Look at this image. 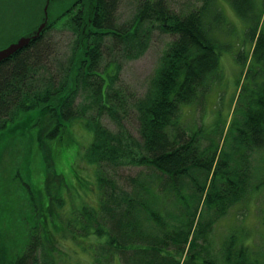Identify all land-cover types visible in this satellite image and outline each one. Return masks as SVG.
Segmentation results:
<instances>
[{"label":"trees","instance_id":"trees-1","mask_svg":"<svg viewBox=\"0 0 264 264\" xmlns=\"http://www.w3.org/2000/svg\"><path fill=\"white\" fill-rule=\"evenodd\" d=\"M55 1L40 6L42 20L25 35L29 42L0 60V133L27 117L35 130L27 144L30 160L49 173L58 169L61 147L73 145L69 125L78 121L90 132L83 169H93V182L81 183L80 169L71 165L64 175H44L27 232L8 237L20 249L0 236V264H60L56 235L82 245L93 257L90 264H262L236 228L219 249L211 236L227 210L243 201L251 157L264 148V0H227L253 43L250 52L236 55L247 64L249 81L239 91L240 115L232 116L221 148L207 138L202 149L205 136L187 132L180 120L182 108L199 104L219 77L227 22L216 0H195L185 12L168 0H134L126 23L119 19L123 0L74 2L56 15ZM153 28L170 41L136 93L121 80L119 62L144 53ZM20 38L3 39L0 50ZM21 129L19 136L28 130ZM225 141L228 151L221 153ZM130 166L141 171L123 177L119 170ZM52 182L63 192L51 197ZM67 194L81 201L65 213Z\"/></svg>","mask_w":264,"mask_h":264},{"label":"rangeland","instance_id":"rangeland-1","mask_svg":"<svg viewBox=\"0 0 264 264\" xmlns=\"http://www.w3.org/2000/svg\"><path fill=\"white\" fill-rule=\"evenodd\" d=\"M49 0H0V47L3 46V39L9 42L11 38L23 37L27 35L31 26L40 23L41 14L38 13L41 5H46ZM51 1V0H50ZM77 0H57L53 5V12L60 13L67 5H71ZM84 1L82 5H87L89 0ZM87 1V2H86ZM170 6L175 11L185 12L184 6L195 0H168ZM59 5V7H57ZM216 5L225 17L227 25L220 34L222 40V52L219 56V77L216 82L212 83V87L207 96L201 102L184 106L181 111V125L187 132L198 131L200 135H204L201 140L200 148L208 145L206 139L213 146L221 148L222 142L225 140V133L229 128V122L234 115V119L240 115L237 107L239 104V91L242 86L248 84L249 76H246L247 64H240L236 61V55L246 54L251 51L253 43L244 37V27L231 9L228 1L216 0ZM134 0H123L119 11V19L122 23L128 22L133 18ZM51 7V5H50ZM57 7V9H56ZM259 9V6H257ZM54 15V16H55ZM61 24V22L59 23ZM67 34V33H66ZM214 35H217L216 31ZM64 43L68 42L66 35L60 37ZM68 39V40H67ZM149 46L136 59H122L119 62L121 68L120 78L125 85L133 92L141 93L147 84L148 79L152 75L161 52L164 50L170 38L160 33L158 29L153 28L149 34ZM22 117L19 121L10 124L8 129L0 133V236L3 235L4 243L10 244L18 250L20 245L16 240L8 239V237L19 236L20 230L27 232L28 215L33 212V206L40 203L43 195V178L48 174L59 175L61 171H67L71 165L74 171H78L80 181L84 185L90 180L93 182V169H83L84 153L86 147L90 143V132L78 121L69 125V130L74 136L73 145L65 148L61 147V153L58 154V161L55 164L58 169L53 172H46L43 164L31 161L32 157L28 151L30 147L29 136L34 135V128H31L32 122ZM25 124V126H23ZM110 129H114L112 123L108 124ZM21 128H28L21 136L19 133ZM65 131V130H64ZM62 132L60 138L68 139V133ZM16 134V135H15ZM14 135L16 137H14ZM207 136V137H206ZM228 151V142L225 141L222 152ZM36 158V157H35ZM252 169L249 174L247 191L243 196V201L229 208L223 218L213 226V235L211 240L214 241L213 246L219 249V241L227 237L230 230L236 228L242 233L245 243L252 245L251 252H255V256L261 259L264 264V227L261 220L264 217V148L256 150L251 157ZM140 168L124 167L119 170L123 173V177L133 176L139 173ZM56 180V178L54 177ZM74 181V180H71ZM121 182H125L123 178ZM50 194L53 192L62 193V187L51 183ZM260 186H263L260 188ZM183 192H188L187 187L182 188ZM81 188L77 187L75 194L81 193ZM80 197L70 198L69 194L65 196L66 204L65 213L69 212L72 206H78L81 201ZM173 215H178V211L174 207L169 208ZM60 211V209H59ZM64 212H61L64 214ZM33 215V214H32ZM28 235H30L28 231ZM27 237V233H26ZM57 247L62 251L59 263L62 264H90L93 261L92 255L83 250L82 245H78L77 241L69 237L56 235ZM26 242L23 239L22 244ZM258 253H257V252ZM66 254H64V253ZM259 254V255H258Z\"/></svg>","mask_w":264,"mask_h":264},{"label":"water","instance_id":"water-1","mask_svg":"<svg viewBox=\"0 0 264 264\" xmlns=\"http://www.w3.org/2000/svg\"><path fill=\"white\" fill-rule=\"evenodd\" d=\"M50 1V0H49ZM49 1L46 3V6L48 5ZM46 6L44 9L46 10ZM45 23H41V25L38 27V30L34 35H32V38H35L38 33L41 31ZM30 40V37H21L17 42L10 44L6 48L0 50V60L9 56L12 54L15 50L20 49L23 45L27 44Z\"/></svg>","mask_w":264,"mask_h":264}]
</instances>
